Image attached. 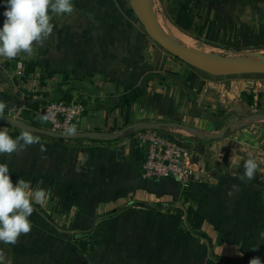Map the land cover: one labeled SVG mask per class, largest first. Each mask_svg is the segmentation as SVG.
Segmentation results:
<instances>
[{
    "label": "crops",
    "instance_id": "1",
    "mask_svg": "<svg viewBox=\"0 0 264 264\" xmlns=\"http://www.w3.org/2000/svg\"><path fill=\"white\" fill-rule=\"evenodd\" d=\"M116 1L73 0L74 13L54 20L52 36L30 58H0V101L8 113L17 108L4 116L22 119L19 108L31 95L40 108L71 98L85 108L80 131L100 137L31 131L47 152L33 145L0 155L14 182L23 178L49 192L43 206L34 205L31 233L0 249L10 264H249L254 257L264 264V164L253 179L241 178L249 155L264 159V125L255 116L263 84L204 75L156 45L134 15L99 11ZM190 1L204 41L228 53L264 51V0ZM17 61L36 63V71L14 82ZM244 93L252 94V105ZM158 122L184 123L202 135L163 130L205 161L185 189L144 171L147 148L136 135ZM0 129L15 138L24 128ZM189 205L205 217L201 231H188L179 215ZM82 243L91 249L81 252Z\"/></svg>",
    "mask_w": 264,
    "mask_h": 264
},
{
    "label": "clouds",
    "instance_id": "2",
    "mask_svg": "<svg viewBox=\"0 0 264 264\" xmlns=\"http://www.w3.org/2000/svg\"><path fill=\"white\" fill-rule=\"evenodd\" d=\"M2 13L3 26L0 27V58L12 60L20 55L31 57L37 46H43L50 39L57 18L70 17L75 6L73 0H4ZM7 104L0 101V117L4 116ZM15 112L10 109L9 114ZM41 122L48 115L39 116ZM66 133H75V128L66 129ZM33 145H39L41 153L47 152L39 136L25 128L13 138L7 129H0V155L20 154ZM87 160V156L80 157ZM264 159L249 155L243 162V176L253 179ZM49 199V192L42 187L32 188L31 182L18 178L12 179L8 163H0V244L15 245L20 237L31 233L32 214L37 211L34 205L43 206ZM0 264H10L7 254L0 249ZM249 264H262L254 257Z\"/></svg>",
    "mask_w": 264,
    "mask_h": 264
},
{
    "label": "built area",
    "instance_id": "3",
    "mask_svg": "<svg viewBox=\"0 0 264 264\" xmlns=\"http://www.w3.org/2000/svg\"><path fill=\"white\" fill-rule=\"evenodd\" d=\"M26 74V64L18 61L14 82L24 78ZM25 108L23 104L19 110ZM84 110L81 102L60 100L41 107L38 115H48L47 122L51 126L50 129L55 132L66 133V129L70 127H74L75 132H79ZM136 141L147 148L143 166L147 175L172 177L182 189H185L189 186L193 175L204 172V159L196 156L182 141L171 139L163 130L145 128L137 133Z\"/></svg>",
    "mask_w": 264,
    "mask_h": 264
},
{
    "label": "water",
    "instance_id": "4",
    "mask_svg": "<svg viewBox=\"0 0 264 264\" xmlns=\"http://www.w3.org/2000/svg\"><path fill=\"white\" fill-rule=\"evenodd\" d=\"M140 8L139 21L145 31V33L162 49L178 58L187 65L202 71L204 73L213 76H233V75H264V55L260 54L258 60L252 62H244L227 55H217L215 53H203L191 51L181 45L175 44L166 37L162 36L156 29L155 24L151 18V3L150 0H136ZM179 29V28H178ZM180 30V29H179ZM182 31V30H181ZM256 55V54H254ZM264 119V114H257ZM251 117L245 118L240 123L230 125L232 130L238 129ZM0 124L11 125L21 128H27L35 133L47 135L58 139H99V135L93 131H79L74 134L59 133L51 129L37 128L28 125L22 119H18L12 116L0 117ZM146 128L155 130H165L168 128H181L188 132L193 133L196 136L202 137L198 131L190 125L180 122H158V123H145ZM137 128L131 126L129 129ZM229 127H225L223 131L214 137L221 136ZM120 135V134H119ZM117 136H114L115 139Z\"/></svg>",
    "mask_w": 264,
    "mask_h": 264
},
{
    "label": "trees",
    "instance_id": "5",
    "mask_svg": "<svg viewBox=\"0 0 264 264\" xmlns=\"http://www.w3.org/2000/svg\"><path fill=\"white\" fill-rule=\"evenodd\" d=\"M167 5H169L170 7L169 8L167 7L166 13L177 28L182 30L184 33L191 35L197 40H203L204 27L196 21L195 10L190 0H168ZM35 71H36V63L32 61L27 62L26 63V73L32 74ZM206 75H209V74L206 73ZM259 76H264V75H259ZM25 78L26 77H24V79ZM15 96L16 98H18L17 94ZM243 96L245 99L248 100V103L250 105L253 104L252 94L248 95L247 93H244ZM259 96L261 97L262 95L259 94ZM28 99H29L28 102L25 103L26 108L22 112L21 118L28 125H31L33 127L50 129L51 126L47 121L41 122L38 119L39 117L38 111L40 109V105L42 101L35 99L33 95L28 97ZM71 101H72L71 98L67 99V102H71ZM16 110L17 108H15V111ZM8 114H9L8 111L4 112V115H8ZM182 212L185 214L187 230L190 232L201 231L204 221H205V217L199 211H197L194 207L190 205L186 207L184 211L181 210L179 212V215H181ZM84 234H87V232ZM202 238H207V237L206 235H202ZM90 249H91V246H89L87 243H82V245L80 244L81 252L85 253L89 251ZM215 262H216L215 264H234L233 262L231 263L229 261L220 262L217 260Z\"/></svg>",
    "mask_w": 264,
    "mask_h": 264
},
{
    "label": "rangeland",
    "instance_id": "6",
    "mask_svg": "<svg viewBox=\"0 0 264 264\" xmlns=\"http://www.w3.org/2000/svg\"><path fill=\"white\" fill-rule=\"evenodd\" d=\"M150 3H151V6L154 3V6H156V8H158V9H160L162 11V13L165 16L164 17L165 18V21H167L170 24H173V22L171 21V19L168 17V15L166 13L167 7L168 8L170 7L169 5H167V1H165V0H151ZM114 4H116V5H113V7H110V6L109 7L102 6V7H99L98 9H99V11H101L103 9H109V11L110 12H113V14L127 12V13H129L131 15H134L136 17V19H137V22L140 24V27L142 26L141 23H140V21H139L140 8H139L137 2L134 4L133 0H117L116 3H114ZM90 8L92 9L93 7H89V10H91ZM4 10H5L4 9V0H0V27L3 26V20H2L3 15H2V13H3ZM89 10H87V11H89ZM141 29L144 31L143 27H141ZM184 34H186V33H184ZM186 35H188V34H186ZM200 41H202L203 44L206 43L209 46V48H210V50H211L212 53H215L217 55H227V56L232 54V56L235 55L234 57L236 59L241 60V61H248V60L254 61V60H258L259 58H258L257 55H260V54L264 55V51H261L258 47L257 48H254V49L243 50V51H230L228 53L227 50H223V48L220 47L221 45L209 44L208 42H206L204 40H200ZM254 54H256V55H254ZM201 73H203V72H201ZM203 74L206 75V73H203ZM210 77H216V76H212L211 75ZM226 77L244 79V80L250 82V84L254 88H257V86L260 83L263 84V86H264V76H259V75H233V76H226ZM261 95L262 96L260 97V103H261L260 104V110L259 111H256V112L257 113H260V114H264V97H263V94H261ZM248 114H252L251 110H245L244 111V115H248ZM3 117H7V116H3ZM260 121H261L260 123H263V125H264V119L260 118Z\"/></svg>",
    "mask_w": 264,
    "mask_h": 264
},
{
    "label": "bare ground",
    "instance_id": "7",
    "mask_svg": "<svg viewBox=\"0 0 264 264\" xmlns=\"http://www.w3.org/2000/svg\"><path fill=\"white\" fill-rule=\"evenodd\" d=\"M133 2L134 4L136 3L135 0H133ZM164 17L165 16L162 13V11L156 8V6H154V3H153L151 7V18L155 24L157 31L162 36L166 37L173 43L181 45L191 51L203 52V53H209V54L212 53L209 47H207L206 45H204L203 43L199 41H196L194 38L190 37L189 35L184 34L175 25L170 24L167 21H165ZM228 56L235 58L234 57L235 55L232 56V54ZM244 62H252V60H248Z\"/></svg>",
    "mask_w": 264,
    "mask_h": 264
}]
</instances>
